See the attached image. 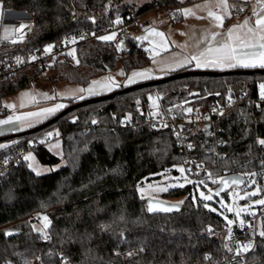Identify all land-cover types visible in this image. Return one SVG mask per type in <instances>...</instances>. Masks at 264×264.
<instances>
[{"label": "trees", "instance_id": "obj_1", "mask_svg": "<svg viewBox=\"0 0 264 264\" xmlns=\"http://www.w3.org/2000/svg\"><path fill=\"white\" fill-rule=\"evenodd\" d=\"M138 1L0 0V9L33 15V25L23 44L28 49L103 26L109 19L121 16L127 7L142 11L149 5L138 7ZM20 47L17 43L13 50ZM127 47L117 54L110 43L92 39L76 48L74 58L62 57L48 69L54 71L55 80L85 86L117 66L127 74L148 64L149 58L129 36ZM262 70L212 71V76L180 77L131 91L119 87L116 91L120 93L109 99L84 104H79L84 100L68 99L65 108L70 109L55 122L38 128L57 113L33 127L1 135L0 141L14 142L1 147L0 155L32 146L38 161L52 166L59 159L46 149L44 141L54 128L62 141L64 166L36 175L23 159L3 177L0 261L222 264L220 248L209 236L212 232L220 234L227 221L205 207L195 189L196 185H208L214 191L218 183L213 181L230 174L241 175L246 181L264 182V144H257L264 140V102H253L261 97ZM42 71L27 68L13 79L0 81V97L30 86ZM188 71L201 70L185 67L168 76ZM150 98H156L162 109L177 103L203 111L214 103L224 108L210 128L204 125L186 130L193 156L206 165L207 175H189L193 183L167 191V197L184 198L180 209L170 214H148L146 200L136 186L183 164L184 156L177 151L175 137L170 131L145 126L138 120L133 128L121 125L125 119H135L136 101L146 105ZM226 193L220 195L226 197ZM35 213L47 217L44 230L28 224ZM7 229L20 233L6 238ZM261 233L264 213L258 221L254 249L243 264H264ZM127 256L130 260H126Z\"/></svg>", "mask_w": 264, "mask_h": 264}, {"label": "built area", "instance_id": "obj_2", "mask_svg": "<svg viewBox=\"0 0 264 264\" xmlns=\"http://www.w3.org/2000/svg\"><path fill=\"white\" fill-rule=\"evenodd\" d=\"M196 0H190L194 2ZM149 5L145 10L137 11L134 7H127L121 16L118 18L109 19L107 23L98 28L80 32L75 35L68 36L60 42H49L43 46H36L31 48H24L31 26L25 32L24 37L17 39L13 37L10 40L4 39L0 36V81L13 79L19 75L20 72L27 68H33L36 71L47 69L56 60L70 56L75 57V50L78 46L83 45L89 40L99 39L103 36H109L115 33V39L106 41L110 43L117 53H122L127 50V39L130 31L137 27L143 17L148 11H166L169 13H176L182 7V4L176 0H148ZM236 15L240 13L236 12ZM120 21L117 23V21ZM15 41V42H14ZM104 41V40H103ZM20 43L19 50L14 51V45ZM119 45V48L117 47ZM51 47L50 52H45L44 49ZM71 53V55H70ZM19 61V62H18ZM253 102H264L261 97ZM191 109V111H189ZM134 110L136 112L135 119H125L121 125L124 127L133 128L136 125V120L145 126L157 128L159 130L170 131L176 139L177 151L184 156L183 166L188 175L206 176L207 167L203 162L197 161L192 153L191 142L189 140L186 130L190 127H200L209 125V128L214 125V122L224 112V108L214 103L209 110L203 111L198 108L187 105L186 103H177L169 108L162 109L160 104L156 102L151 106L148 103L142 104L140 101L134 103ZM20 114L19 110H0V118L16 117ZM212 136L216 139L215 132ZM55 138V137H53ZM257 144L262 146L260 141ZM34 147L29 146L26 149H15L0 155V184L3 177H5L12 169L24 159L26 153L33 152ZM264 213V208L257 211L255 215L250 218H242L239 221H234L231 225L228 223L224 226L220 234L210 233V239L218 245L221 253L222 264H243L244 259L255 246L258 221ZM40 221L39 215H33L30 224H35ZM243 221V224H241ZM229 229L231 235L229 236ZM251 243L252 247L246 252H239L241 245ZM130 256L126 260H130ZM0 264H13L10 261H0Z\"/></svg>", "mask_w": 264, "mask_h": 264}, {"label": "crops", "instance_id": "obj_3", "mask_svg": "<svg viewBox=\"0 0 264 264\" xmlns=\"http://www.w3.org/2000/svg\"><path fill=\"white\" fill-rule=\"evenodd\" d=\"M176 1L182 4V7L178 12L169 13L166 11H148L143 15L139 25L133 28L129 33L131 42L136 44L149 58V62L146 66L131 70L127 74H124L122 68L119 66V73H123L122 75L119 73L115 74L114 71L116 68H114L111 72L96 77L90 80L87 85L81 86L82 89H87L94 81H100L103 84L106 78L110 77L112 81L115 82L111 90H105L100 86H96L97 94L90 95L85 91L74 96L73 99L81 101L96 96L107 95L116 91L119 87H129L139 83L158 80L185 67L201 71L264 69L261 67H234L223 69L216 67L197 68L195 61H191L190 63L187 62L193 55H198L208 46L213 34H215V40L211 41V43L213 46H217L219 43H222L227 39L228 30L232 29L234 26L243 24L245 21H247L248 24L255 26L256 15H254V10L259 15H264V12L260 10L258 0H227L229 5L227 15H224L222 9L218 7L219 0H196L194 2H189L190 0ZM146 3H149L148 0H139L138 7L139 5L141 6ZM185 9L191 10L192 15L186 17L183 14ZM209 11L224 16L222 27L214 26L215 22L208 16ZM9 12L11 14L8 17V22L6 23L5 28H0V36L6 40H10L13 37L20 39L24 37L29 26H32L33 15L24 11ZM236 12L240 13V15H236ZM21 25H25V27L20 29ZM148 30L162 33L163 37L151 35ZM241 31H246V29ZM143 37L146 38L138 39ZM161 44L166 45V47H161ZM153 49H155V52L158 54H154L152 51ZM181 63H183V67L178 66ZM142 71H149L152 78L141 79L137 77L135 83H128L129 77H131L132 73ZM115 85L119 86L117 87ZM81 97L84 98L81 99ZM56 105L60 104H53L48 108H53ZM17 110L21 113L20 109ZM54 113L44 114L38 118V120H27L24 122L32 123L33 121H36V123H39Z\"/></svg>", "mask_w": 264, "mask_h": 264}, {"label": "rangeland", "instance_id": "obj_4", "mask_svg": "<svg viewBox=\"0 0 264 264\" xmlns=\"http://www.w3.org/2000/svg\"><path fill=\"white\" fill-rule=\"evenodd\" d=\"M9 11H2L0 9V28L4 29L6 23L8 22V17L10 16ZM34 22V19H33ZM33 25V24H32ZM118 54V53H117ZM64 56L63 58H66ZM70 57V56H68ZM67 57V58H68ZM120 72L119 66L116 67L114 73L118 74ZM54 71L51 69H44L35 79L32 81L30 86L19 90L17 93L2 96L0 97V110H10L14 111L17 109L21 110V113L18 116L27 115L28 113L33 112H43L44 109H47L49 106L53 104H64V107L61 108L56 113H60L61 110L65 109V106L68 104V99H73L74 96L82 93L79 89H82L81 86H77L74 84H68L66 82L55 80ZM27 94V95H25ZM48 97V98H45ZM157 102L156 98H150L148 104L153 106ZM23 104V107L21 106ZM6 105H13L12 108L6 107ZM55 114V113H54ZM53 114V115H54ZM44 115V114H43ZM41 115V116H43ZM41 116L31 117L29 120H38ZM52 116V115H51ZM49 116V117H51ZM48 118V117H47ZM7 118H0V121H4ZM43 121V120H42ZM41 122V121H40ZM36 121L32 123H25L24 121H16L13 119L7 124L0 123V136L5 134H15L19 131L25 130L27 128L33 127L36 125ZM55 137V138H53ZM14 142L12 139L2 140L0 141V148L5 147ZM46 149L56 158L59 159V162L55 165H43L41 164L34 152L26 153V156H30L31 159L24 160L27 161L28 168L34 172L36 175H43L49 173L53 170H57L64 166V160L62 158V141L59 137L58 132L52 128L47 133V138L44 141ZM180 169H184V166L176 165L172 167L171 170L167 172L160 173L158 178H153L150 180H143L140 184H137L136 190L138 194L144 198L146 201L157 200L166 203L180 204L183 201V197H167L165 194L168 190L174 188H183L185 185L193 183V179L185 172L181 173ZM39 173V174H37ZM174 185L173 187H169ZM180 185H183L181 187ZM156 188H167V191H153ZM196 197L201 199L200 193L203 192L205 195H211L212 200L206 201V205H208L209 209L223 216V218L227 220H235L239 221L245 215H254L261 208H264V205H260L256 203L259 200H264V182L259 184L254 182L253 179H247L246 183L243 185L242 189L240 188H231L226 194V197H222L221 195H217L208 185H205L204 188H201L199 185H196ZM256 192L255 196L248 195L249 193ZM243 196L244 199H240ZM232 208L233 211L229 212L227 209ZM243 208L244 212H241L239 216L236 215V210ZM39 215L40 221L35 224H30V220L33 215ZM29 220L28 224L31 227H34L37 230L45 229V221L44 215L41 213L33 214Z\"/></svg>", "mask_w": 264, "mask_h": 264}, {"label": "snow or ice", "instance_id": "obj_5", "mask_svg": "<svg viewBox=\"0 0 264 264\" xmlns=\"http://www.w3.org/2000/svg\"><path fill=\"white\" fill-rule=\"evenodd\" d=\"M258 4L260 7V10L264 12V0H258ZM218 7L222 9L224 15H227L228 8H229L227 0H219ZM183 14L187 17L189 15H192V12L189 9H185L183 11ZM254 15H256L255 26L248 24L247 21H245V23L243 24L234 26L232 29L228 30L227 39L224 42L219 43L217 46H213V44L211 43V41L215 40V34H213L210 38V42L208 46L203 51H201L198 55H193L187 62L190 63L191 61H195L197 68H200V67H216V68H221V69L234 68V67L264 68V15H259L258 13L255 12V10H254ZM208 16L215 22L214 24L215 27H222L224 16L219 15L212 11L208 12ZM119 22L120 21L118 20L117 23ZM23 27H25V25H21L20 29H22ZM243 29H246V31H241ZM148 31L151 35L163 37L162 33L155 32L154 30H148ZM145 38L146 37L138 38V39H145ZM99 39L104 40V41L113 40L115 39V33L109 36L100 37ZM117 47L119 48V45ZM161 47H166V45L161 44ZM44 51L50 52L51 47L45 48ZM152 51L154 54H158L155 52V49H153ZM178 66L183 67L184 65L183 63H181ZM119 74L122 75L123 73H119ZM137 77L141 79L152 78L149 71L134 72L132 73L131 77H129L128 83H135ZM114 84L115 82L112 81V79L109 77V78H106L103 84L100 81H94L93 84L89 86V88L79 89V91L81 92L86 91L90 95H95L97 94L96 86H100L104 88L105 90H111ZM115 86L118 87L119 85H115ZM259 88H260L261 98L264 99V84H261ZM45 98H48V97H45ZM83 98L84 97H81V99ZM21 106L23 107V104ZM6 107L12 108L13 105H6ZM63 107L64 105L60 104V105H56L53 108L44 109L43 112H33V113H28L27 115L16 116V117L10 116L8 117V119L4 121H0V123L7 124L13 119H15L16 121H27L31 117L54 113ZM189 111H191V109H189ZM260 143L264 144V140H261ZM25 159L29 160L31 159V157L26 156ZM180 171L181 173H183L184 169H180ZM218 182L219 181H215V180L213 181V183H218ZM223 183L227 184L228 181H223ZM232 183H237V181H232ZM173 186L174 185H171L169 187H173ZM180 186L183 187V185H180ZM153 191H167V188H156V189H153ZM220 191H223V188H221ZM218 194L219 193H217V195ZM248 195L255 196L256 192L249 193ZM200 196L203 200H206V201L212 200L211 195H205L203 192L200 193ZM240 199H244V197L241 196ZM256 203L260 205H264V200H259ZM205 207H208V205H205ZM158 210L170 211L171 209L166 208V207L161 208L158 205H154L152 203L149 204L148 206L149 212L158 211ZM210 210L214 211V209H210ZM227 210L229 212L233 211V209L230 207ZM244 211L245 209L243 208L237 209L236 215L239 216L240 213ZM43 219L46 222L45 227H47V217H44ZM227 223L231 225L233 221L227 220ZM241 224H243V221H241ZM6 235H10V233H6ZM230 235H231V229H229V236ZM261 235H264V233H261ZM251 247H252L251 243L241 245L238 250V254L239 252H246L250 250Z\"/></svg>", "mask_w": 264, "mask_h": 264}, {"label": "water", "instance_id": "obj_6", "mask_svg": "<svg viewBox=\"0 0 264 264\" xmlns=\"http://www.w3.org/2000/svg\"><path fill=\"white\" fill-rule=\"evenodd\" d=\"M261 72H264V71L262 70ZM214 74H215V72H212V71H188V72L178 73V74H175V75L166 76V77H163L161 79L154 80V81H149V82H144V83H139V84H136V85H132V86L127 87L125 89V91H131V90H135V89H139V88L148 87V86H150L152 84H159V83L167 82V81H170V80H173V79H177V78H180V77L212 76ZM118 93H120V92H117V91L115 92L114 91V92H112L110 94H107V95L92 97V98H89V99H85L84 101H82L79 104H84L86 102L103 101V100H106V99H109V98L113 97L114 95H116ZM69 109H70V107L69 108H65L63 111H61L60 113L55 115L53 118H51L48 121H46L44 124H42L38 128H41L43 126H46V125H49V124L55 122L59 117H61ZM206 127L209 128V125H207ZM223 181H228V183L225 184V183H223ZM232 181H237V183H232ZM245 182H246L245 178L243 176H241V175H237V174L225 175L219 180L216 188L214 189V192L216 194L219 193V195L220 194H224V193L228 192L231 188H241L245 184ZM221 188H223V191H220ZM150 203H152L154 205H158L161 208H165V207L166 208H170L171 210L170 211H160V210H158V211L149 212L148 211V206H149ZM179 209H180V204H173V203L171 204V203H166V202L157 201V200H151V199L146 201V210H147L148 214H170V213L177 212ZM6 233H10V235H6ZM19 233H20L19 230H14V229H7L4 232L6 238L14 237V236L18 235Z\"/></svg>", "mask_w": 264, "mask_h": 264}]
</instances>
